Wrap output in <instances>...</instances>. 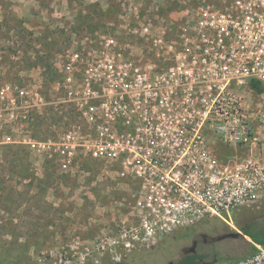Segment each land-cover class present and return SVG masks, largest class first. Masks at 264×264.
Returning <instances> with one entry per match:
<instances>
[{
    "label": "built area",
    "instance_id": "built-area-1",
    "mask_svg": "<svg viewBox=\"0 0 264 264\" xmlns=\"http://www.w3.org/2000/svg\"><path fill=\"white\" fill-rule=\"evenodd\" d=\"M179 2L169 19L132 17L127 40L103 33L70 45L56 91L71 118L56 140L22 139L66 172L82 156L119 185L118 233L102 242L128 251L264 197V0ZM0 99L16 123L55 102L19 82ZM255 247L206 264H264Z\"/></svg>",
    "mask_w": 264,
    "mask_h": 264
},
{
    "label": "rangeland",
    "instance_id": "rangeland-1",
    "mask_svg": "<svg viewBox=\"0 0 264 264\" xmlns=\"http://www.w3.org/2000/svg\"><path fill=\"white\" fill-rule=\"evenodd\" d=\"M180 3L0 0V89L19 82L40 88L55 101L35 109L28 122L16 123L7 117V104L0 99L1 251L19 252L25 264H167L178 259L193 239L199 240L197 252L207 261H217L213 252L231 260L251 252L254 244L240 226L252 220L254 228L264 225V197L257 206L176 230L149 247L128 251L102 242L117 235L116 219L123 209L119 213L115 201L127 199V194L89 159L79 156L66 172L47 151L22 141L56 140L71 118L66 105L59 102L56 77L51 74L70 45L81 43L87 35L103 33L127 40L130 37L124 32L132 17L159 22L162 17L177 16ZM215 150L221 156L230 152L218 144ZM237 230L242 233L238 238L211 245L201 242L202 234L214 237Z\"/></svg>",
    "mask_w": 264,
    "mask_h": 264
},
{
    "label": "trees",
    "instance_id": "trees-1",
    "mask_svg": "<svg viewBox=\"0 0 264 264\" xmlns=\"http://www.w3.org/2000/svg\"><path fill=\"white\" fill-rule=\"evenodd\" d=\"M56 77V80L58 79V74L56 73V70L54 68L53 72L51 73ZM53 80L54 77H51ZM250 85L255 88L258 92L261 91V87L257 82L252 81ZM253 221V220H252ZM252 221L247 223L245 226H240V229L248 236V238L252 241L254 245L251 247V252L246 254L249 255L255 251V245H264V225L261 227L254 228L252 227ZM184 229H182L183 231ZM186 230V229H185ZM185 233L187 231H184ZM216 260L221 261L220 259H225L226 261H231V259L224 258L222 256H218L217 253H215ZM245 255V256H246ZM206 256L203 254H200L198 252L196 253H185L182 254L178 259L172 261V264H206L208 262L212 261H207L205 259ZM235 258V257H233ZM232 260H238L239 258L233 259ZM0 264H25L22 255L18 252L14 253L13 251L6 252V251H1L0 250ZM119 264V263H115Z\"/></svg>",
    "mask_w": 264,
    "mask_h": 264
},
{
    "label": "water",
    "instance_id": "water-1",
    "mask_svg": "<svg viewBox=\"0 0 264 264\" xmlns=\"http://www.w3.org/2000/svg\"><path fill=\"white\" fill-rule=\"evenodd\" d=\"M242 233L240 231H229L214 237H211V239L218 241V240H222L225 238H231V239H235L238 238ZM196 251V240H193L191 245L189 247H187L184 250V253H194ZM167 264H172V261L168 262Z\"/></svg>",
    "mask_w": 264,
    "mask_h": 264
},
{
    "label": "flooded vegetation",
    "instance_id": "flooded-vegetation-1",
    "mask_svg": "<svg viewBox=\"0 0 264 264\" xmlns=\"http://www.w3.org/2000/svg\"><path fill=\"white\" fill-rule=\"evenodd\" d=\"M193 240H196V251L194 252V253H196V252H197V246H198V244H199V240H198V239H193ZM214 241H215V240L211 239V237H208V236L205 235V234H202V235H201V242H202L204 245H207V244H210V245H211V243H213ZM183 254H185V253L183 252ZM211 255H212V257H214V259H216V258H215V256H216L215 252H213ZM205 259L207 260V257H205Z\"/></svg>",
    "mask_w": 264,
    "mask_h": 264
}]
</instances>
